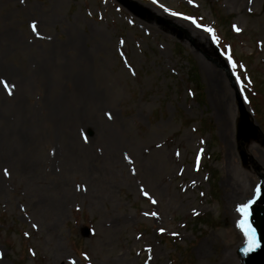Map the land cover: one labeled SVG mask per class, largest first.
<instances>
[{
    "label": "rangeland",
    "instance_id": "obj_1",
    "mask_svg": "<svg viewBox=\"0 0 264 264\" xmlns=\"http://www.w3.org/2000/svg\"><path fill=\"white\" fill-rule=\"evenodd\" d=\"M126 1L152 24L115 0H0L5 264H236L264 141L239 138L226 63L264 133V0ZM204 65L232 94L227 122Z\"/></svg>",
    "mask_w": 264,
    "mask_h": 264
},
{
    "label": "water",
    "instance_id": "obj_2",
    "mask_svg": "<svg viewBox=\"0 0 264 264\" xmlns=\"http://www.w3.org/2000/svg\"><path fill=\"white\" fill-rule=\"evenodd\" d=\"M122 5H124L127 9H129L133 14H135L137 17L147 21L145 16L142 15V13L139 10L134 9L133 7H130L126 0H118ZM152 24V23H150ZM173 35H175L173 33ZM179 39L182 40V38L179 36ZM239 121L238 124V130L240 131V137L243 136L245 132H247L248 139L246 142H250V140H257L261 139L264 141V136L261 133L260 128L255 124V121L252 117V115L247 112L244 105L241 103L239 105ZM241 141V140H240ZM243 144L241 146V160L244 165L247 166L249 161H252L253 164H255V161H253V158L249 156L243 150ZM257 171L256 173H260L262 171L261 167H256ZM245 215V218L242 221H247V223H244L242 226V221L240 222L241 230L243 231L246 242L241 245L236 250V256L238 258L239 263L238 264H264V185H262V188L255 200L251 205L248 206L247 212H243ZM251 227L253 230V234L248 233V228ZM89 231L87 229H84V236H88ZM256 241L255 246L250 248L249 242L250 239L253 238Z\"/></svg>",
    "mask_w": 264,
    "mask_h": 264
},
{
    "label": "bare ground",
    "instance_id": "obj_3",
    "mask_svg": "<svg viewBox=\"0 0 264 264\" xmlns=\"http://www.w3.org/2000/svg\"><path fill=\"white\" fill-rule=\"evenodd\" d=\"M193 34V33H192ZM189 36V33H188ZM190 36L193 38V40L196 42V44H198L199 46H201V44L203 46L207 45L204 44L203 42V38L200 37L199 34H197L195 32V34ZM9 41L13 42H18L19 38L17 36L14 35V33L11 34V36L9 37ZM204 72L206 74L207 79H209L210 83V91H211V96H215L216 97V101L219 103L220 108L222 110V116L224 118V121H229V117H230V113H229V102L231 100V92L229 90V88L227 87V84L225 81H223V76L221 75V72L217 71L216 69H213V67H211L210 65H204L203 66ZM83 74V83L82 84H87V80L85 78V72H82ZM233 190L236 191H243L244 188L243 187H239V186H234ZM243 197V195H241ZM241 197V198H242ZM240 199H238L237 201H239ZM245 201H241V202H237V204L241 203H245ZM232 260L228 257H223V259L220 261L219 264H231ZM0 264H5V262L1 261L0 259Z\"/></svg>",
    "mask_w": 264,
    "mask_h": 264
},
{
    "label": "snow or ice",
    "instance_id": "obj_4",
    "mask_svg": "<svg viewBox=\"0 0 264 264\" xmlns=\"http://www.w3.org/2000/svg\"><path fill=\"white\" fill-rule=\"evenodd\" d=\"M154 2H155V0H154ZM190 2H191V0H190ZM173 15H176V13H173ZM186 18H187V17H186ZM192 22H193V23H196L195 20H193ZM197 26H198V27H201V25H199V24H198ZM31 28H32V30L35 32V31L37 30V25H36V23L33 22V23L31 24ZM234 28H235V30H236L237 32H240V31H241V29H240L239 27H237V26H234ZM204 30L207 31V32H209V33H211V34L213 35V38L216 39L215 32H214V30H213L211 27H205ZM229 59L231 60L232 57L229 56ZM233 67H236L235 62L233 63ZM0 83H3L4 86H5V88H8V84H7L6 81H0ZM9 94H11V91H10V90H9ZM107 115H108V118H109V119L112 118L111 113H108ZM85 139H87V138L85 137ZM125 158H127V157H125ZM4 174H5V175H9L7 169L4 170ZM144 195H145V196H148L149 194H148L147 192H144ZM152 203L155 204L156 201L153 199V200H152ZM238 210L241 211V212H245V213H246V212H247V205H243V206H241L240 209H238ZM152 215H153V216H156L157 213H152ZM241 223H242V226H243V224H244V223H247V221L245 220V221H242ZM160 231H161V233H163V232H164V229H161ZM247 231H248L249 234H253V230L251 229V227H249ZM173 235H178V233H173ZM255 244H256V241H255V239H254V235H253V238L250 239V242H249L250 248L253 247V246H255Z\"/></svg>",
    "mask_w": 264,
    "mask_h": 264
},
{
    "label": "trees",
    "instance_id": "obj_5",
    "mask_svg": "<svg viewBox=\"0 0 264 264\" xmlns=\"http://www.w3.org/2000/svg\"><path fill=\"white\" fill-rule=\"evenodd\" d=\"M193 74L196 75V71L195 70H194ZM195 79H196L195 83L198 86V92H199L200 91L199 79H198V77H195ZM198 97H199V95H198ZM201 97H202V93H201ZM200 102H201V100H200Z\"/></svg>",
    "mask_w": 264,
    "mask_h": 264
}]
</instances>
